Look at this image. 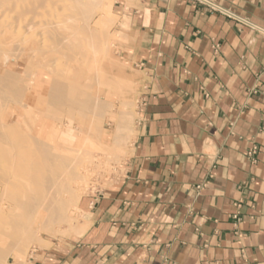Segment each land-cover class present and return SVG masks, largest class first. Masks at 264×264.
Segmentation results:
<instances>
[{
  "label": "crops",
  "instance_id": "crops-1",
  "mask_svg": "<svg viewBox=\"0 0 264 264\" xmlns=\"http://www.w3.org/2000/svg\"><path fill=\"white\" fill-rule=\"evenodd\" d=\"M208 1L264 30V0ZM117 12L141 73L129 156L86 232L29 263L264 264V35L193 0Z\"/></svg>",
  "mask_w": 264,
  "mask_h": 264
},
{
  "label": "rangeland",
  "instance_id": "rangeland-1",
  "mask_svg": "<svg viewBox=\"0 0 264 264\" xmlns=\"http://www.w3.org/2000/svg\"><path fill=\"white\" fill-rule=\"evenodd\" d=\"M92 1L93 4L91 3V6L93 7V10L91 12H93L94 18L92 22V37L94 41L96 40V51L93 52L89 50V38L86 33L78 32L74 40L70 43L73 47L72 51H69L71 56H67V51L63 49L58 50L57 52L53 51L52 55L48 57L47 54L54 48L49 36L42 34L41 29L38 27L32 28L35 30L34 33L32 29L30 31H26L22 28L27 10L26 7L17 8L13 0H0V58H5V64L10 70L5 71L8 73L11 72L9 74L15 76L16 78L13 81L16 82L17 85L21 86V89L24 88L23 91L21 90L18 93V95H16L12 90H9V94L8 89L4 92L1 88L11 81L0 78V128H3L7 117L13 114L14 110L19 109L24 114V117L26 116L25 120L27 122L22 126V135L26 136V131L32 121H35L36 126H39L42 121H44L45 125L47 124L45 127L47 128L46 134L48 136V140H50L48 141L49 146L60 148L64 156L72 158L69 163L71 161L72 163L74 162V165L72 163L69 165L71 167L72 164L73 169H71V167L68 173L63 172L62 180L56 183L53 191L61 198L70 195L73 197V201L75 200V202H77V207L74 205H68L64 211V213H67H65V215L62 213L63 217L61 216L62 218L65 217L64 219L61 218L62 220H60L57 218L55 221H53V219H45L46 224H44V226L42 225V229L40 223L35 222L36 219L27 220L29 222L25 221L28 224H25L23 221L25 224L23 225L27 227L30 225V230H32L30 231L31 234L29 236V241L22 248L9 250L7 252V256L5 257V261L3 262L4 264H30L28 257L35 250L62 251L81 237L89 226L87 214L88 200L95 192L113 183V179L118 177L129 156V148L135 136V118L141 84V73L136 68L132 67L122 56L124 49H127L126 46L128 45L129 40L127 33L125 32L127 29L125 19L123 21L121 20V17L117 12V7L120 2H125L128 5V0H108L111 3L112 10L110 15H106L102 10H100V8H98V6H95L94 0ZM6 6H8V8ZM35 35H37V37H35ZM1 43H3L2 45L7 44L6 47L3 48L4 46H2ZM7 46L10 47L11 51L7 48ZM18 49L20 50V52L18 51L19 54L17 52ZM34 50H36V52H34ZM16 54L18 56H16ZM37 54L40 58L42 57L43 61H45L44 64H42L43 61L41 63V59L39 57H35ZM56 60L58 62H56ZM47 61L50 63V68L54 67L51 68L53 71L56 69L55 67H58L55 71H57V73L60 72L59 74L64 78L66 77V79H72L75 75V77H78L81 72L82 74L86 73L83 75L81 74V77H78L79 80L82 81L80 82L81 84H78V90L81 93L97 94L102 97V100L96 107L97 112H99V114L101 113V115H98V118H100L102 122L100 119L95 117L93 126H90L91 113L89 111L75 112V110L68 105H64L60 109H56L50 106L46 101H43L45 100L44 98H40L35 95V89H26L27 86H33L34 79L38 76L39 72L44 71L43 67L47 64ZM51 62H56L55 64L61 62L64 65L59 63L60 65L55 66L54 63L51 64ZM70 62L74 65L72 66ZM71 72L74 74H70ZM33 73L36 74L34 75ZM22 76L24 77L22 78ZM68 76H70V78ZM25 102L29 103L28 108L22 107V104ZM105 105L107 107H105ZM122 105L123 107H121ZM120 107L126 111L123 115L125 119L123 128L124 134H119L115 137L117 122L116 116H119ZM45 108L47 109L46 111ZM26 109L30 110L33 115H25L27 111ZM72 115L74 116L70 121V117ZM69 121L73 122L70 124L71 127L73 125V128L69 126ZM99 122L102 124V127ZM60 123L62 124V127L60 128L57 137L54 134V130ZM25 128L27 129L25 130ZM100 131L102 135H99ZM53 135L59 138V141L54 140ZM117 138H120L121 141ZM66 147L67 149L72 148L71 150L73 152H66ZM74 152L78 154H75ZM0 164L1 169L5 167L2 162ZM10 173L14 176L11 175L12 177H9ZM22 174V170H12L7 172V176L5 178L0 176V192L3 194L6 202H11L10 196L16 188V184L25 182L22 178ZM2 182L5 183L3 184ZM5 186L10 189H7ZM3 189L6 192H4ZM16 210L17 212H21L18 208ZM8 211V209L4 210L3 215L7 214ZM17 212L14 211V213ZM67 214L70 216L69 219ZM23 225H19V228L23 227V229H25ZM20 229L22 230V228Z\"/></svg>",
  "mask_w": 264,
  "mask_h": 264
},
{
  "label": "bare ground",
  "instance_id": "bare-ground-1",
  "mask_svg": "<svg viewBox=\"0 0 264 264\" xmlns=\"http://www.w3.org/2000/svg\"><path fill=\"white\" fill-rule=\"evenodd\" d=\"M13 1H14V4L17 8L18 7H26V9H27L25 18L23 20L22 28H24L26 31L27 30L30 31L32 28L38 27L41 29L42 34H46L49 36L50 40L52 41V43L54 45V48H53V50L49 51V53L47 54L48 57H50L52 55L53 51L57 52L58 50H63V49L67 51L66 52L67 56H71L69 51H72L73 47L70 45V43L72 40H74V38L76 37V34L78 32H82V33L85 32L86 33V35L89 38L88 39L89 50L93 51V52L96 51L95 50L96 49V44H95L96 40L94 41V39L92 37V34H93L92 22L94 19L93 18V12H91L93 10V7L91 6V3L93 4L92 0H13ZM94 4L96 7L98 6V8H100V10H102L106 15H110L112 13L111 12L112 11L111 10V3L108 0H98V1L94 0ZM6 7L8 8V6H6ZM13 9H14V7H13ZM100 15H102V14H100ZM20 20H21V18H20ZM34 31L35 30H33V33H34ZM35 37H37V35H35ZM12 39H14V38H12ZM29 39H30V36H29ZM20 40H22V39H20ZM8 42L11 43L10 41H8ZM22 43H23V41H22ZM2 44L3 43H1V45ZM12 44H13V40H12ZM6 45H2V46H4L3 48H5ZM8 45H10V44H8ZM7 48H9V50L11 51L9 46H7ZM19 49H20V46H19ZM19 49L17 50V52L18 51L20 52ZM81 49H82V47H81ZM85 51H87V50H85ZM17 52H15V53H17ZM19 52H18V54H19ZM34 52H36V50H34ZM1 53H3V52H1ZM34 54H36V53H34ZM34 54H32V55H34ZM38 54H40V53H38ZM38 54L35 57H39ZM11 55H14V54H11ZM16 56H18V55L16 54ZM41 56H43V55H41ZM40 59H41V63H42V61H43L42 57ZM60 59H61V57H60ZM34 60H35V58H34ZM44 60H45V58H44ZM44 62L45 61H43L42 64H44ZM48 62L49 61H47V64H45V66L43 65L44 71H42V72L38 71L39 74L37 77L35 76L36 78L33 81V86H27L26 89L27 90H30V89L34 90L35 89L36 90L35 95H37L40 98H44L45 100H43V101H46L50 106H52L56 109H60L64 105H68L71 108H73V110H75V112L76 111H78V112L89 111L91 113L90 126H93L94 118L95 117L98 118V115H101V113L99 114V112H97L96 107L98 106V103L102 100V97L97 95V94L81 93L78 90V87H79L78 84L80 82H82L79 80L78 77H81L82 72H81V74L78 73V74H80V76H78V77H75L76 76L75 75L74 76L75 78L73 77L72 79H66V77L64 78L63 76H61L59 74L60 72L57 73V71H55L56 69H58V67H55L56 69L54 70L55 71L54 72L53 69H51L54 67L50 68V63H48ZM56 62H58V61L56 60ZM52 63H54V62H51V64ZM55 63H54V65L56 66V65H60L59 63H61V62H59L58 64H55ZM70 64L72 66L74 65L71 62H70ZM29 65H30V63H29ZM62 65H64V64H62ZM36 66H38V65H36ZM0 67H1L0 68V78L3 80L8 79L11 81L9 83L12 84L11 85V84L7 83V85H4L1 88V90L4 92L7 89H8V92H9V90L10 91L12 90L16 95H18V93L21 90L23 91L24 88L21 89V86L17 85L16 82L13 81L16 78H15V76L9 74L11 72L8 73L5 71V70H9V69H8L7 65L5 64V58H3V57L0 58ZM33 67H34V65H33ZM36 68H34V69H36ZM72 68H71V70H72ZM80 69H81V67H80ZM72 73L73 72H71L70 74H72ZM83 74H86V73H83ZM23 77L24 76H22V78ZM68 77L70 78V76H68ZM14 84H16V85H14ZM85 84H86V82H85ZM85 91H87V90H85ZM9 94H10V92H9ZM32 95H34V94H32ZM106 105H105V107H107ZM22 107L28 108L29 103L25 102L24 104H22ZM121 107H123V105ZM121 107H120V111H119V116H116L117 122H116V128H115L116 129V131H115L116 135L114 133L115 137H117L119 134L120 135L124 134L123 128H124L125 119H124L123 115L126 113V111H124V109H121ZM46 110L47 109L45 108V111ZM103 110H105V109H103ZM12 112H13V110H12ZM39 113L43 114L42 112H39ZM31 114L33 115V113L30 110H27L25 113V115H31ZM73 116L74 115H72L70 117V121H71ZM25 117H24V114L21 112L20 109L14 110L13 114H11L7 117L6 122L3 125V128L2 129L0 128V163L2 162V164H4V166H5L2 169L0 168V176L5 178L7 176V172H10L12 170H22L23 171L22 178L25 181L24 183H17L16 184V188H15L14 192L11 193V196L9 195L11 198V202H6L3 194L0 192V264H4L3 262L5 261V257L7 256V252L9 250L22 248L28 243L29 238H30L29 236L31 234L30 231H32V230H30L31 229L29 227L30 225L28 227L24 226L25 224H28V223H26V222H29L27 220L36 219L35 222L40 223V226L42 229V225L44 226V224H46L45 219H49V220L53 219V221H55L58 218V219L62 220L65 218V217L62 218L63 214L65 215V213H67V212L64 213V211L66 210L68 205H72V206L74 205L77 207V202H75V200L73 201V197L68 195V196H65L64 198L63 197L61 198L58 194H56L53 191V188L56 185V183H58L62 180L63 172L68 173V171H70L71 167H72L71 169H73L72 164L74 162L72 163V161H71L70 162V163H72L71 167L69 166L70 165L69 161L72 158L68 157V156H67L68 157L67 158L66 156H64L62 154V151L60 148L54 147V146H53L54 147L53 148L52 146L51 147L49 146L48 141H50V140H48V136L46 134L47 128L45 127L47 124L45 125L44 121H42V123L39 126H36L35 121L31 122V120H30V122H31V124L29 123L30 126L28 125L29 126L28 129L25 128V130L27 129L26 136L22 135V133H23V131H22L23 127L22 126L24 123H27L25 120ZM34 117H35V115H34ZM27 118L30 119L29 117H27ZM28 119H27V121H28ZM32 119H36V118H32ZM98 119H100V118H98ZM70 121H69V126L71 127L70 124H72L73 122H70ZM100 121H101V119H100ZM100 125L102 127L101 123H100ZM61 127H62V124L60 123L59 125L56 126V129L54 130L55 131L54 134L57 137H58V134H59ZM71 128H73V125ZM25 130H24V132H25ZM99 135H102L101 131H100ZM57 137H55L53 135L54 140L59 141V138H57ZM125 137H126V135H125ZM117 139H119L121 141L120 138H117ZM50 145H52V144H50ZM61 147H62V145H61ZM62 149H64V148H62ZM71 149H67V147H66L65 151L66 152L67 151L73 152ZM75 154H78V153H75ZM73 161H74V159H73ZM11 175L12 174L10 173L9 177ZM12 176H14V175H12ZM6 184H7V182H6ZM7 189H10V188H7ZM1 190H2V187H1ZM4 192H6V191L4 190ZM14 207H15V209H14ZM17 208H18V210L20 209L21 212H17V210H16ZM6 209H8L9 211L7 214L3 215V213H4L3 211ZM13 210L16 211L17 213H14ZM69 217L70 216L68 215V219H69ZM23 221L24 222L26 221L25 224L23 223ZM20 223L22 225L24 224L23 226L25 227V229H23V227H20V228H22V230L19 228V225H21Z\"/></svg>",
  "mask_w": 264,
  "mask_h": 264
},
{
  "label": "built area",
  "instance_id": "built-area-1",
  "mask_svg": "<svg viewBox=\"0 0 264 264\" xmlns=\"http://www.w3.org/2000/svg\"><path fill=\"white\" fill-rule=\"evenodd\" d=\"M193 1L198 2L200 4H203V5H206L210 9H212L214 11H217V12L227 16L228 18H232V19L236 20L240 25L248 26V27L254 29L255 31H257L258 33L264 35V30L263 29L253 25L246 18L240 17V16L236 15L235 13L229 11L228 9H224L223 7L213 3L211 1H208V0H193ZM216 50H217V45L214 46V51H216ZM256 152H257V147L256 146H252L246 152V156L251 161V163L255 162ZM236 207H239V204H237ZM232 217L235 218V219H238L237 213H233Z\"/></svg>",
  "mask_w": 264,
  "mask_h": 264
}]
</instances>
